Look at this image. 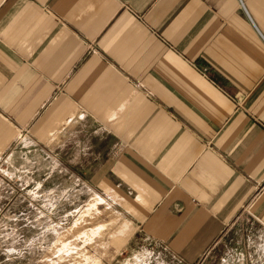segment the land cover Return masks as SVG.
Segmentation results:
<instances>
[{
    "label": "crops",
    "instance_id": "0c3cea01",
    "mask_svg": "<svg viewBox=\"0 0 264 264\" xmlns=\"http://www.w3.org/2000/svg\"><path fill=\"white\" fill-rule=\"evenodd\" d=\"M38 155L145 264H264V0H0L5 190Z\"/></svg>",
    "mask_w": 264,
    "mask_h": 264
},
{
    "label": "rangeland",
    "instance_id": "374dc122",
    "mask_svg": "<svg viewBox=\"0 0 264 264\" xmlns=\"http://www.w3.org/2000/svg\"><path fill=\"white\" fill-rule=\"evenodd\" d=\"M23 156L19 155L21 162ZM40 163V155L32 158V170L36 173L31 185L8 181L5 190L0 181V201L4 195H9L8 207H0V264H145L140 254L148 257V251L158 250L149 241L130 239L124 244V241L111 239L98 225L93 232L94 224L101 220L92 222L86 188L80 186L78 192H72L71 187L65 188L63 184L66 178H60L57 184L56 176L50 182L49 179L47 185L38 184L43 178L39 176ZM6 165V160L1 159L0 172ZM16 165L20 166L18 162ZM15 178L18 180V174ZM95 211L102 219L112 214L103 205ZM224 249L227 248L221 244L215 246L197 264H227L229 258L228 263L232 264V257L227 259L221 255ZM158 258L154 256L149 260L155 261L154 264H173L167 254ZM234 261L238 263L237 259Z\"/></svg>",
    "mask_w": 264,
    "mask_h": 264
}]
</instances>
